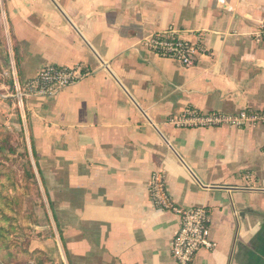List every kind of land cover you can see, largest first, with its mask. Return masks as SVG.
Returning a JSON list of instances; mask_svg holds the SVG:
<instances>
[{
  "label": "crops",
  "instance_id": "crops-1",
  "mask_svg": "<svg viewBox=\"0 0 264 264\" xmlns=\"http://www.w3.org/2000/svg\"><path fill=\"white\" fill-rule=\"evenodd\" d=\"M0 5L14 84L49 64L90 72L53 97L20 104L9 91L0 94V112L29 138L36 178L44 181L61 248L57 237L40 248L54 253L56 264H179L171 244L180 218L155 208L150 196L158 169L180 207L210 212L216 247L201 250L195 264H264V123L166 122L188 107L264 111V42L252 38L264 21V0ZM170 25L185 37L202 33L206 52L194 66L137 46Z\"/></svg>",
  "mask_w": 264,
  "mask_h": 264
},
{
  "label": "built area",
  "instance_id": "built-area-1",
  "mask_svg": "<svg viewBox=\"0 0 264 264\" xmlns=\"http://www.w3.org/2000/svg\"><path fill=\"white\" fill-rule=\"evenodd\" d=\"M256 42H264V21L252 34ZM155 53L164 59H174L186 67L194 66L198 57L206 52L202 33L182 35L180 29L170 25L164 30L142 38L137 46ZM90 72L80 65L62 66L49 64L23 83L15 84L14 96L21 104L26 98L53 97L70 85L79 83ZM167 123L176 128H250L264 123V111L243 109L237 113L223 111L202 112L188 107L180 114L170 115ZM152 203L157 209L168 210L180 218L172 244V257L179 264H195L196 255L201 250L212 251L216 242L211 235V216L206 207H180L168 189L167 174L164 170L153 171L149 181Z\"/></svg>",
  "mask_w": 264,
  "mask_h": 264
},
{
  "label": "rangeland",
  "instance_id": "rangeland-1",
  "mask_svg": "<svg viewBox=\"0 0 264 264\" xmlns=\"http://www.w3.org/2000/svg\"><path fill=\"white\" fill-rule=\"evenodd\" d=\"M8 38L5 20L0 14V84L9 85L11 81L13 85H7L6 88L0 85V94L9 91L13 100L18 102L14 96L15 84L7 59L10 49ZM29 158L34 165L29 138L9 116L6 117L0 112V232L8 237L6 242L12 244L10 250H0V260L8 251L19 260L22 256L19 254V248H22L25 255L29 253L31 261L28 260L31 264H56L58 257L40 248L42 240L46 242V239L53 240L57 237L60 248L61 241L56 224H52L49 218L51 211L44 185L38 179L37 184L28 174ZM9 192L12 198L6 197ZM1 247H5L2 237ZM56 248L55 246L54 249Z\"/></svg>",
  "mask_w": 264,
  "mask_h": 264
},
{
  "label": "trees",
  "instance_id": "trees-1",
  "mask_svg": "<svg viewBox=\"0 0 264 264\" xmlns=\"http://www.w3.org/2000/svg\"><path fill=\"white\" fill-rule=\"evenodd\" d=\"M3 147V146H2ZM28 153V156L30 157V154H29V151H27ZM33 154H34V157H35V160H36V156H35V153L33 152ZM36 163H37V161H36ZM28 174H29V176H30V178L31 179H34V180H36L35 182L37 183V178H36V172H35V167H34V165H33V162H32V160L29 158V162H28ZM42 180V179H41ZM42 182H44L43 180H42ZM38 184V183H37ZM6 197L7 198H12L13 196L11 195V193L9 192L7 195H6ZM14 198H16V197H14ZM52 209V208H51ZM0 231H1V229H0ZM0 237H2L3 238V240H4V243H5V247H1L0 248V250H10L11 249V247H12V244H10L9 242H6V240L8 239V237H6L5 235H4V233H2V232H0ZM23 250L24 249H22V248H19V254L20 255H22L21 256V260L19 259H17L15 256H14V254L13 253H10L11 251H8V253H7V255L10 253V255L8 256V257H3L1 260H0V264H13V262L15 261V264H31L30 263V255H28L29 253L27 252V254L25 255L24 253H23ZM31 252V251H30ZM30 261H29V260ZM32 260H34V258H33V256H32Z\"/></svg>",
  "mask_w": 264,
  "mask_h": 264
}]
</instances>
